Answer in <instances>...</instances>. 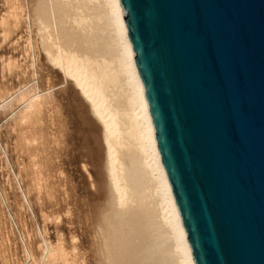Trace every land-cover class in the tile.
<instances>
[{
	"label": "bare ground",
	"instance_id": "obj_1",
	"mask_svg": "<svg viewBox=\"0 0 264 264\" xmlns=\"http://www.w3.org/2000/svg\"><path fill=\"white\" fill-rule=\"evenodd\" d=\"M4 3L8 11L0 28L11 32L12 18L23 17L25 51L33 58L36 76L31 70V76L28 72L2 83V109L19 101L12 119L21 126L8 139L14 140L13 148L0 141L9 159L13 152L22 166L16 178L30 206L31 192L36 191L37 199L47 201L41 210L50 209L47 215L56 219L68 215L67 222L74 225L69 247L63 234L58 236L63 244L58 240L53 246L44 225L41 260L195 264L163 167L120 0ZM29 82L34 83L28 87ZM1 246L0 240V264H13ZM23 252L31 264L41 261L35 263L28 243Z\"/></svg>",
	"mask_w": 264,
	"mask_h": 264
},
{
	"label": "water",
	"instance_id": "obj_2",
	"mask_svg": "<svg viewBox=\"0 0 264 264\" xmlns=\"http://www.w3.org/2000/svg\"><path fill=\"white\" fill-rule=\"evenodd\" d=\"M195 264H264V0H120Z\"/></svg>",
	"mask_w": 264,
	"mask_h": 264
},
{
	"label": "rangeland",
	"instance_id": "obj_3",
	"mask_svg": "<svg viewBox=\"0 0 264 264\" xmlns=\"http://www.w3.org/2000/svg\"><path fill=\"white\" fill-rule=\"evenodd\" d=\"M7 11L4 0H0V19L7 14ZM11 25L14 29L11 32L4 31L0 28V87L3 82L10 83L12 80L17 81L20 77L27 76L28 72L30 76L33 75L31 70H35L36 76L35 64L33 67L31 66V60L33 58L32 56L28 57V50L25 51L28 33L23 17H21V15L17 19L13 17ZM8 58L9 60H7ZM41 59L44 64L43 67H46V62L40 57V61ZM2 60L3 62H1ZM4 64L8 66L3 68ZM16 72H18V74H16ZM33 83L34 82H29L28 87ZM2 99L3 98L0 97V101ZM18 103L19 101H14L13 106L15 107H7L8 109L5 110L2 109V105L0 104V138L4 142V145L7 143L12 148L14 146V140L10 142L11 140L8 141V139L9 137L17 135L16 131L21 126L15 119H12V115L19 109L16 108ZM12 108H14V110ZM9 155H11V160L5 153L3 144L0 141V240L2 243L1 248H4V251L1 252L2 255H8V257L13 260V264H15V262L16 264H20L21 262L22 264H31L32 262H30V259H25L23 252L26 243H28L36 254V256L35 254L34 256L35 263H37L43 257L40 256L42 254V248L40 247L44 246L42 240V228H44V225L46 224L45 230H43L45 231L44 234L48 233L47 237L52 242L53 246L60 244L59 241L62 240H59L60 238H58V236L63 234V237L67 240L66 243H68L67 245L65 244L67 247H69L68 245L71 241L68 234L69 229L74 225L67 222L69 221L67 218L68 215L63 214L64 216L56 219L53 215L50 217L47 215L50 209L41 210L42 202L46 203L47 201L44 199H37L36 191L31 192L32 199H30V206L24 196V192L20 190L22 188L18 187L19 185L17 183L18 178H16V172L22 166L18 164L19 160L14 156L16 154L11 152ZM28 161L29 160L24 161L26 165L29 163ZM77 173L80 174L79 171ZM30 207H33V209ZM46 216L48 217L46 218ZM61 244H63V241ZM44 262V260H41L39 264H46V262ZM53 264H57V262Z\"/></svg>",
	"mask_w": 264,
	"mask_h": 264
}]
</instances>
